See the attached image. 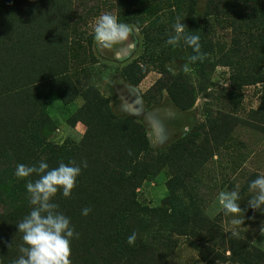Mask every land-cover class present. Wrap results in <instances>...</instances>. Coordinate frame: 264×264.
Wrapping results in <instances>:
<instances>
[{"label": "rangeland", "instance_id": "obj_1", "mask_svg": "<svg viewBox=\"0 0 264 264\" xmlns=\"http://www.w3.org/2000/svg\"><path fill=\"white\" fill-rule=\"evenodd\" d=\"M207 3L135 0V5L121 10L119 0H86L81 10L95 9L79 18V28L69 42L74 55L69 75L78 92L94 86L116 116L145 128L154 153L146 162L149 171L136 193L142 205L158 209L164 219L158 222L159 228L150 226L146 232L138 220L131 223L142 239L155 238L166 264H243L238 261V243L230 244L231 236L246 243L251 255L256 250L264 254V235L260 232L264 213L247 204L254 195L249 183L264 174V120L257 114L264 107V42L250 40L264 31V7L251 19H242L243 14L236 19L206 16ZM105 11L117 15L119 22L132 30L128 41L113 48H104L94 39L95 21ZM178 19L207 34L205 59L189 64L187 73L182 65L192 54L184 48L183 40L175 47L166 43L146 45L142 34L143 29H163L168 40ZM144 52L146 57L151 55L146 63L149 74L138 86H132L121 72ZM165 57L172 58L165 64L171 76H181L194 89V104L188 110L179 109L166 90L159 105L151 106L144 98L161 79L159 64ZM254 78L256 84L243 82ZM84 104L82 96L66 103L56 92L47 99L42 113L52 130L47 146L38 148L41 159H46L45 149L50 147L82 146L88 127L77 120V114ZM221 114L232 118L233 125L211 131L210 126ZM173 145H178L175 152L169 151ZM165 152L171 156L160 160ZM8 155H0V162H9ZM15 178L13 190L30 195L27 179ZM232 189L239 190L238 203L245 210L244 216L225 214L220 209L219 192ZM243 218L242 225L231 223ZM251 264H264V258Z\"/></svg>", "mask_w": 264, "mask_h": 264}, {"label": "trees", "instance_id": "obj_2", "mask_svg": "<svg viewBox=\"0 0 264 264\" xmlns=\"http://www.w3.org/2000/svg\"><path fill=\"white\" fill-rule=\"evenodd\" d=\"M85 2L0 0V155L9 153V162H0V264H13L21 255L23 234L16 225L34 206L30 204V195L13 190L15 169L17 164L38 166L42 160L38 148L47 146L52 130L42 108L55 92L66 103L77 96L83 97L85 104L77 120L88 127L82 146L45 149L48 156L44 161L49 169L58 167L61 161L65 164L75 161L81 167L71 197L65 198L61 191L53 199L59 206L57 211L66 215L75 233H79V238L74 237L71 243L72 264H166L155 238L142 239L131 223L138 220L146 232L150 226L159 228L158 222L164 219L158 209L142 205L136 193L149 171L146 162L154 153L144 126L116 116L108 100L94 86L79 93L69 75L70 58H74L70 52V37L79 28V18L95 9L93 6L81 10ZM131 5H135V0H119L121 10ZM263 7L264 0H208L205 14L236 19L243 14L242 19H251ZM245 10L248 13L244 14ZM189 24L186 32L199 35L203 53L208 46L207 34ZM142 34L146 45H163L167 41L163 29H143ZM259 34L250 40L264 42V31ZM234 46L238 48L237 44ZM184 48L195 54L185 43ZM150 57L144 52L122 70V78L138 86L149 74L146 63ZM171 60L165 57L159 64L162 77L144 98L151 106L159 105L166 90L175 105L185 111L194 104V89L186 85L181 76H171L165 67ZM243 82L253 85L258 81L254 78ZM257 114L264 120L263 106ZM232 125L233 119L221 114L210 128L217 132ZM185 141L177 144L180 146ZM178 145H173L169 151H177ZM170 156L165 152L159 158L164 160ZM83 161L87 162V167H83ZM37 178L34 174L26 179ZM86 207L91 208V212L84 216L82 209ZM133 232L138 238L130 245L127 238ZM229 241L232 246L238 243L241 251L238 261L243 264L264 258L257 250L251 255L250 247L232 236Z\"/></svg>", "mask_w": 264, "mask_h": 264}, {"label": "clouds", "instance_id": "obj_3", "mask_svg": "<svg viewBox=\"0 0 264 264\" xmlns=\"http://www.w3.org/2000/svg\"><path fill=\"white\" fill-rule=\"evenodd\" d=\"M187 26L179 19L173 25L174 34L166 41L167 45L178 46L183 40L193 51L182 65V70L190 71L188 65L203 62L206 57L201 52L199 35L186 32ZM132 30L126 23H121L117 15L111 12H103L94 24V39L104 48H113L122 42L129 40ZM83 167L87 162L83 161ZM38 178L34 181L29 179L26 188L30 194V204L34 207L30 213L16 226L18 232L22 233L23 243L19 247L21 255L13 264H72L71 243L72 239L79 238L71 226L70 219L62 212L57 211L58 205L53 202L58 192L62 191L65 198H70L76 187L77 178L81 174V167L75 161L65 164L61 161L58 167L49 169V165L42 159L38 166H27L17 164L15 176L18 179L30 178L33 175ZM249 191L254 195L247 201L248 207L259 210L264 209V174L259 175L249 183ZM240 193L238 189L220 191L218 203L225 214L243 213L241 208ZM91 208L82 209V215L87 216ZM243 219H233V225H242ZM260 232L264 235V225ZM235 234V233H234ZM138 236L133 232L128 236L127 242L135 244ZM11 245H9L10 247Z\"/></svg>", "mask_w": 264, "mask_h": 264}]
</instances>
